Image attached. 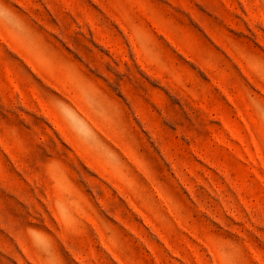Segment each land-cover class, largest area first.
Returning <instances> with one entry per match:
<instances>
[{"label": "rangeland", "instance_id": "1", "mask_svg": "<svg viewBox=\"0 0 264 264\" xmlns=\"http://www.w3.org/2000/svg\"><path fill=\"white\" fill-rule=\"evenodd\" d=\"M0 264H264V0H0Z\"/></svg>", "mask_w": 264, "mask_h": 264}]
</instances>
